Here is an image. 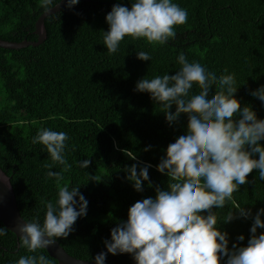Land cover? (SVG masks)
Returning <instances> with one entry per match:
<instances>
[{"label": "trees", "instance_id": "trees-1", "mask_svg": "<svg viewBox=\"0 0 264 264\" xmlns=\"http://www.w3.org/2000/svg\"><path fill=\"white\" fill-rule=\"evenodd\" d=\"M174 2L187 10L188 19L175 27V39L164 45L126 36L119 51L109 55L102 38L108 30L105 16L114 4L130 8L131 0H79L72 9L59 10L60 16L46 17L47 36L42 43L20 49L0 46V168L11 178L21 216L31 220L39 214L42 221V200H54L57 192L54 178L46 179L45 165H52L53 171L62 166L53 164L43 145L32 144V137L42 128L68 134L65 157L72 167L63 172L60 183L80 184L78 191L88 205L74 231L57 241L76 258L93 261L96 254L106 252L103 241L110 239L113 227L127 220L129 207L154 197L156 186H167L169 178L155 166L167 146L185 134L187 115L182 113L169 125L149 93L134 91L138 80L174 74L179 67L176 57L182 52L210 70L235 73V96L241 107L250 106L264 119V103L251 95L264 85V0ZM42 13L37 0H0V39L37 41L35 23ZM137 51L150 53L151 60L138 59ZM84 159L91 163L81 169L75 162ZM134 163L137 171L151 165L152 186L143 182L142 192L126 179L125 168ZM248 180L224 208L214 209L218 219L234 212L233 220L217 225L227 232L229 248L241 234L245 239L238 246L247 244L253 223L251 217L239 216L235 206L251 209L253 216L264 208V180L257 179L255 169ZM0 227L6 229L0 237V264L36 254L19 247L16 234L1 220ZM261 231L258 228L257 234ZM38 252L58 264L46 249ZM105 263L135 264L128 253H108Z\"/></svg>", "mask_w": 264, "mask_h": 264}, {"label": "clouds", "instance_id": "clouds-1", "mask_svg": "<svg viewBox=\"0 0 264 264\" xmlns=\"http://www.w3.org/2000/svg\"><path fill=\"white\" fill-rule=\"evenodd\" d=\"M61 0H37V7L45 14L52 12ZM79 0H66L64 7L72 9ZM48 14V15H50ZM188 12L174 0H131V7L114 4L106 16L108 30L103 31V44L109 55L119 51L126 36L146 39L149 44L164 45L175 39L177 25L185 24ZM140 60H151L150 53L137 51ZM179 65L174 74L166 72L152 78H141L134 91L147 92L164 112L171 125L180 115H187L185 134L170 143L165 155L155 166L166 175L167 186L155 187V196L136 201L128 209L127 220H122L110 230V239L103 241L106 252L92 257L94 264H105L108 253L131 254L135 264H264V208L253 216L251 209L235 206L239 216L251 217L253 223L246 245L241 234L229 248V238L217 226L235 218L233 210L218 219L215 210L224 208L233 200V193L249 183L248 174L257 170V179L264 180V119L258 118L250 106L241 107L235 96V73L227 69L210 70L200 60L189 61L184 53L176 57ZM215 89V91H213ZM264 103V85L251 92ZM175 110L172 111V106ZM66 132L50 128L39 129L32 144L43 145L53 164L60 171L49 170L46 179L56 183L54 200H42L44 217L39 214L18 225V246L35 255H22L14 264H53L43 252L59 238H67L74 231L77 218L87 214L88 201L78 189L80 184L61 185L63 172L72 165L65 157ZM148 149L146 148L145 151ZM127 156L136 159L133 152ZM258 154V158L256 157ZM86 169L91 161L75 162ZM150 164L125 168L126 179L137 192H142L143 182H148ZM96 179L89 177V179ZM0 181L8 176L0 168ZM206 213V214H205ZM6 229L0 227V237Z\"/></svg>", "mask_w": 264, "mask_h": 264}, {"label": "water", "instance_id": "water-1", "mask_svg": "<svg viewBox=\"0 0 264 264\" xmlns=\"http://www.w3.org/2000/svg\"><path fill=\"white\" fill-rule=\"evenodd\" d=\"M65 2L66 0H61L59 6L52 9L51 11L55 12L61 10L64 7ZM48 14L50 13H42L35 23L34 33L38 37L37 41L33 42L25 39L20 42H13L0 39V46L9 49H20L29 45H38L42 43L47 36L45 19L49 16ZM2 171L5 175H7L4 170ZM0 220L9 230L16 234V237L18 239V225L23 223V220L25 219L21 216L14 187L9 176L7 183L4 181H0ZM46 250L53 258L58 260V264H94V261H88L74 257L68 251H66V249L59 243V241H56Z\"/></svg>", "mask_w": 264, "mask_h": 264}]
</instances>
